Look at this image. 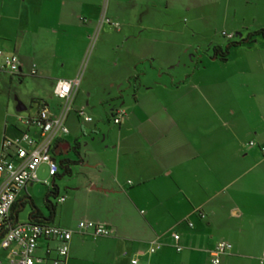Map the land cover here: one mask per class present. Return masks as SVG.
<instances>
[{
  "label": "crops",
  "instance_id": "obj_1",
  "mask_svg": "<svg viewBox=\"0 0 264 264\" xmlns=\"http://www.w3.org/2000/svg\"><path fill=\"white\" fill-rule=\"evenodd\" d=\"M128 1L159 4L156 0H0V50L17 56L15 75L31 66V75L53 84L59 79L56 74L77 77L97 32L85 80L79 82L73 103L79 97L81 101L72 103L77 120L83 118L80 133L88 141L81 145L78 131L67 127V132L54 137L52 150L63 155L71 145L66 136L71 134L82 155L81 185L72 189L69 198L61 196L64 201L57 198V205L64 203L60 216L69 205L78 219L107 224L112 232L95 237L74 230L65 264H133V260L135 264H213L210 254L219 240L232 244L219 264H260L264 220L259 224L252 217H264V154L259 148L264 145V110L240 104L232 110H200L190 102L188 92L193 87L199 95L208 90L203 78L200 84L198 80L189 84L191 75L186 71L162 72L164 65H160L168 61L174 67L186 66L179 54L185 45L161 47L159 36L168 27L157 25L148 12L134 18L132 11L115 10ZM186 1H182L186 11L200 18L195 4ZM161 2L159 7L169 8V0ZM236 12L235 8L232 14ZM104 17L121 26L101 23ZM109 42L119 51L112 62L106 54ZM235 48L245 54L232 62L234 74L248 96L258 98L264 93V38ZM15 75L0 69V155L5 143L21 132L39 138V128L27 126L22 119L36 116L41 105L53 115L62 106L53 94L54 86L50 96L58 100L56 105L42 97L26 105L17 95L14 105V89L6 82L12 84ZM135 75L137 85L129 86ZM218 76L217 80L225 81V74ZM192 99L198 100L197 95ZM115 109L125 112L120 123L113 121ZM82 110L92 117L90 122L78 114ZM69 116L70 111L65 126ZM251 141L253 146L248 144ZM42 165L48 166L42 163L37 172ZM258 166L262 169L255 171ZM36 181L20 190L17 200L20 204L22 199L23 205L15 215L19 223L28 220L27 215L20 220V213L29 202L27 196L32 198L28 190ZM191 216L198 220L191 221ZM173 233L179 234L178 241ZM158 243L161 247L151 251ZM57 244L54 239H39L34 264H52ZM176 244L182 246L180 251ZM9 255V249L0 250L1 264H8Z\"/></svg>",
  "mask_w": 264,
  "mask_h": 264
},
{
  "label": "rangeland",
  "instance_id": "obj_2",
  "mask_svg": "<svg viewBox=\"0 0 264 264\" xmlns=\"http://www.w3.org/2000/svg\"><path fill=\"white\" fill-rule=\"evenodd\" d=\"M182 1L183 0H169L170 4L168 9L159 7L162 4L161 0L155 1L159 3L155 7L128 1L127 4H122L121 6L116 7L115 10L118 12H124L126 10L132 11L134 18L139 12H148L153 14L157 25L168 27V29L163 31L159 36L161 47L168 43L176 44L178 48H180L179 45L181 44L185 45V47L188 45V50L184 47L183 52L179 53L186 62V66L182 63L180 66L174 67L172 63L168 64L167 61L160 64L164 65L163 67L161 66V71L167 73H176L178 70L186 71V73L191 75L189 76V84L194 83L196 80H198L197 84H200L201 81L199 78H203L204 83H207L209 91L207 90L206 92H202V95H199L195 90L196 87H193L188 92L190 96V99H188L197 107H200V110H232L238 104L241 106L244 105L245 108L253 109V107H255L256 110H264V93L260 94L258 98L249 97L245 86L239 83V81L242 80L237 74H234L232 62L236 59L243 58V55L245 54L244 51H240L242 49L233 48L227 63H221L211 57L214 45L225 46L230 40H239L245 37L248 32L256 30V27H264V1L187 0V4H190V2L195 4V7H197V14L201 13V16H199L200 18H194L191 12L189 13L186 11V7L184 8V3H182ZM198 4H201V6H198ZM205 4L208 6H202ZM215 6L217 7L215 8ZM235 8L237 9L236 14H232L233 9ZM198 11L200 13H198ZM135 20L137 21L138 19ZM193 24H195L196 27H192ZM193 29L194 32H191L190 30ZM225 34H231L232 39L227 37ZM95 45H92L87 53L85 52L86 55L84 54L85 58L82 69L78 75L80 81L83 78L85 80L86 70L88 68L90 57L94 52ZM106 46V54L109 57V61L112 62L113 59H115L116 54H119L118 47H115L110 42L106 43ZM30 67L31 66L26 68L27 70H25L23 74L13 76L12 84L9 83L8 80V82H6V85L11 87V89H14L15 92V94L13 93L11 97L13 104L15 102L14 96L17 95V97L26 105L30 104V102H32L31 99L36 97L45 98L50 104L54 103L56 105L58 100L50 96L51 90L54 86L53 81L50 79H41L38 75H31L29 73ZM195 69L196 71L194 72ZM223 72L225 74V81L222 79L217 80L216 76L219 77L218 75H224ZM55 76H58L57 78H61L63 77V74L60 73ZM164 78V80H166L165 76ZM195 95H197L198 100L192 99V96ZM77 101H81V98L79 97ZM77 101L74 102L73 105H77ZM94 101H98V99H95ZM188 104L186 105L187 107L189 106L191 110L195 108L194 106ZM72 109L70 110V116L66 127H68L71 131L76 129L78 131V140H80L81 145H84L85 141H88V139L83 137L80 133V124L83 122V118L77 120L76 115L74 114L73 106ZM88 111L90 112V109H88ZM93 115L96 120L100 118V115H98L97 112ZM66 138L72 145L74 141L73 136L70 134L67 135ZM254 141L256 140L254 139ZM63 155L76 160L72 150H66ZM80 166H82L81 163L72 165L71 175H65L56 179V184L59 187L58 197L65 196L66 194L69 198L72 189L81 185L80 182H82L83 174L80 173ZM261 169L262 166H258L255 168V171ZM37 176L39 181H36L33 187L29 188L28 192L31 194V199L34 204L43 212L48 214V210L45 207V195L47 193L48 186H50L51 183L48 166L42 165L37 172ZM45 180H47L49 184L43 182ZM222 197L223 196L214 199L213 203ZM50 199L53 203H57V198L55 199L51 197ZM66 203L70 204V200ZM63 205L64 203L62 205H57L56 216L53 220L54 222H52L53 225L55 224L73 231L77 230L78 223L83 220L78 219V215L72 213L71 206L69 205L65 215L60 216V210ZM29 211L30 204L27 203L25 209L20 213V220L25 219ZM252 218H256V223L259 224H262L264 220V217H260L259 215ZM190 220L195 221L198 219L196 216H191ZM221 241L230 243L227 240H219L218 242ZM212 256L213 253L210 254L211 258Z\"/></svg>",
  "mask_w": 264,
  "mask_h": 264
},
{
  "label": "built area",
  "instance_id": "obj_3",
  "mask_svg": "<svg viewBox=\"0 0 264 264\" xmlns=\"http://www.w3.org/2000/svg\"><path fill=\"white\" fill-rule=\"evenodd\" d=\"M115 28H119V23L111 21L104 17L101 20ZM97 36L92 38V45ZM0 69L11 75L18 73L19 62L15 54L4 53L0 50ZM79 76L72 79L59 78L56 80L53 88V94L62 101L61 111L53 115L47 106H40L36 116L22 119L27 126H37L39 128V138H34L28 132H21L15 139L5 143L0 155V228L3 229L4 235L0 237V250L10 251L7 258L8 264H34L35 251L39 239H54L58 242L55 251L57 257L52 260V264H65L69 251L70 242L74 231L61 226L44 223L23 222L16 226H8L5 219L14 202L17 200L20 190L25 189L31 182L37 180V169L42 163L48 164L49 176L57 172V164L51 155L54 137L58 132H67L65 119L71 110L76 90L79 86ZM124 111L115 109L113 121L120 123ZM79 115L84 116V120L90 122L91 116H85L84 111H79ZM250 146L254 142H249ZM264 153V145L260 147ZM47 184L48 181H45ZM65 197L59 199L64 201ZM192 225V224H190ZM80 231H89L95 237L109 236L111 228L104 223L93 222L89 220L80 221L77 225ZM178 238V235H173ZM13 246V247H11ZM157 247V246H156ZM231 248L227 242H219L213 250L212 263L219 264L220 255ZM155 247L151 248L154 251ZM179 250V248H177ZM264 255V254H263ZM264 258L260 259V264ZM137 261L133 260L135 264ZM2 258L0 256V264Z\"/></svg>",
  "mask_w": 264,
  "mask_h": 264
},
{
  "label": "trees",
  "instance_id": "obj_4",
  "mask_svg": "<svg viewBox=\"0 0 264 264\" xmlns=\"http://www.w3.org/2000/svg\"><path fill=\"white\" fill-rule=\"evenodd\" d=\"M119 27H120V24H119ZM225 35L227 37H229L230 39H232L231 34H225ZM259 37L264 38V28H259V29H256L254 31L248 32L245 37H243L239 40H230L225 46L214 45L213 46V54L211 57L220 61V62H225L228 60L230 53H231V50L233 48L241 46V45H250V44L254 43L256 41V39ZM136 77H138V75H135V78ZM32 103H37V102L35 100H32ZM68 150H70V151L72 150L74 156L76 157V160L70 159L68 157H64L62 155L61 151L58 152V154H55L53 152V150L51 151V155H52L53 159H55V162L57 164V172H56V174H54L53 176L50 177L51 183H50V186H48L47 193L45 195V207L48 210V215L44 216L40 212V210L35 206V204H33L31 198L29 196H27V198L29 199L28 204H30V211L27 214V219H28L27 222L52 224L57 203L56 204L53 203L50 198L53 197L56 199V198H58V195H59V187L56 184V179L61 178L62 176H65V175H71V173H72L71 166L76 164V163H80L81 159H82V155H81V151H80V145L77 141H74L73 144L68 147ZM20 205H23L22 199H21L20 204L18 203V200H16L14 202L11 209L9 210L7 218L5 219V224H7L8 226H16L18 224H21L17 221V218L15 217V215L20 212V210H19ZM194 213H196L200 217L204 216L200 210H196ZM189 224H191V223L189 222ZM190 226H192V225H190ZM4 228H5V226L0 228V237H2L4 235V232H3ZM174 234L178 235V238H175L173 236V239L175 241H178L180 238L179 234L173 233L172 235H174ZM97 237H99V236H97ZM223 242H225V241H223ZM154 247H155V250H157L161 247V244L158 243ZM177 248H179V250H177ZM231 248H232V245H231ZM175 249L177 251H180L182 249V246H180L179 244H176ZM229 250L225 251V253L228 252ZM225 253H223V254H225Z\"/></svg>",
  "mask_w": 264,
  "mask_h": 264
},
{
  "label": "water",
  "instance_id": "obj_5",
  "mask_svg": "<svg viewBox=\"0 0 264 264\" xmlns=\"http://www.w3.org/2000/svg\"><path fill=\"white\" fill-rule=\"evenodd\" d=\"M138 78H139V77H136V78L134 77V79H133V80H129V83H128V84H129V86H130V85H134V86H135V85H137V83H138V81H139V79H138ZM17 110H19V111H20V110H22V108H17Z\"/></svg>",
  "mask_w": 264,
  "mask_h": 264
}]
</instances>
